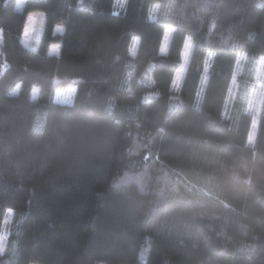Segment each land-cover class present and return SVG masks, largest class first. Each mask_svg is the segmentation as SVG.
I'll return each mask as SVG.
<instances>
[{
	"label": "trees",
	"instance_id": "16d2710c",
	"mask_svg": "<svg viewBox=\"0 0 264 264\" xmlns=\"http://www.w3.org/2000/svg\"><path fill=\"white\" fill-rule=\"evenodd\" d=\"M15 2L0 0V235L12 210L0 264H264V102L253 146L245 103L225 114L238 55L264 53V8L175 0L153 22L155 0L120 12L115 0ZM34 9L46 15L30 49L20 37ZM150 61L154 85L138 79Z\"/></svg>",
	"mask_w": 264,
	"mask_h": 264
},
{
	"label": "clouds",
	"instance_id": "9594fccd",
	"mask_svg": "<svg viewBox=\"0 0 264 264\" xmlns=\"http://www.w3.org/2000/svg\"><path fill=\"white\" fill-rule=\"evenodd\" d=\"M123 4H118L117 7H123ZM255 6L257 8H264V0H255ZM176 7L175 0H155L154 3H152L149 6L148 9V17L150 21L155 22L158 18H169L173 9ZM23 8V4H17V11H21ZM45 12L42 9H34L32 11H29L26 16L25 25L22 32V43L25 47H36V42L39 40L40 35V29L42 28L44 21H45ZM64 25L63 23H57L55 25V32H63ZM171 25L165 26V43L167 42L168 36L172 32ZM2 31V29H0ZM254 34V33H251ZM250 34V35H251ZM188 43L185 44L183 56L187 58L188 55V49L190 47L191 37L187 38ZM140 44V36L133 34L131 37V42L128 48V54L134 59L137 56L138 53V47ZM61 45L59 43L52 44L49 49L48 53L56 54L59 56ZM166 53V47L162 46L159 49V54H165ZM209 58H211V53H209ZM249 59H252L253 61V71H252V77L253 82L249 85V90L246 95H242V99L247 100L248 102V110L253 112L254 114H258L259 112V105L264 102V53L250 58L247 54V52H241L238 55L237 58V74L240 73L243 69L240 64L241 61H248ZM153 67L154 65L150 61L148 65L145 67L144 71L141 73L139 80L146 82L149 85H154L156 83V80L153 76ZM184 65H181L180 71H183ZM207 66L205 67V76L204 79H207ZM134 75V70H130L126 72V80L127 83L132 79ZM180 72L178 71L176 73V78L179 79ZM233 82L235 83V76L233 77ZM131 90L129 86V91ZM76 91L75 87L68 86L65 88L64 91L59 92L58 96L60 97L61 101L63 103H69L72 100V95ZM37 89H33V99L36 98ZM158 94V93H157ZM123 183H129L131 181L125 180L122 181ZM12 210H8V216L5 220V223H8L11 219ZM7 241V234L0 236V255H2L7 247L6 244Z\"/></svg>",
	"mask_w": 264,
	"mask_h": 264
},
{
	"label": "rangeland",
	"instance_id": "374dc122",
	"mask_svg": "<svg viewBox=\"0 0 264 264\" xmlns=\"http://www.w3.org/2000/svg\"><path fill=\"white\" fill-rule=\"evenodd\" d=\"M20 3L23 4V0H16V2H15V8L16 9H17V4H20ZM118 4H123L124 5L125 4V0H115V2H114V11L115 12H120L123 9V7H124V6L123 7H117ZM42 28H43V26H42ZM42 28L40 29V34H41V31H42ZM164 32H165V29H164ZM54 33L58 34L60 32H55V27H54ZM170 35H171V33H170ZM170 35L168 36L167 42L165 43V37H164V33H163V37H162L160 48L162 46H165L166 50H167V46H168V42H169V39H170ZM21 38H22V34H21V37H20V42L24 46V44L22 43ZM39 38H40V35H39ZM187 38L188 37H186L184 39L182 50H181V63L179 65V67L177 68V70L175 71V74L173 76V81H172V84H171V89L173 90V92H176V90L178 89V87H179V85L181 83L184 71H185V69L187 67L189 58H190V53H191V49H192V42H190V47L188 49V55H187L186 61H185V58L183 56L185 44L188 43ZM37 44H38V42H36V47H37ZM36 47L35 48L26 47V48L36 49ZM247 63H251L252 64L251 67H249L248 71L245 68ZM182 64L184 65V68H183V71H180ZM240 64H241L243 70L240 73L237 74V64H236L235 71H234V74H233V77L235 76V83L233 82V78H232L231 85H230L229 92H228V97H227V100H226V112H225V114L226 115L228 114L230 108L233 106V103L236 100L242 101V102L245 103V109L251 115V124H250V128H249L248 136H247V145L253 146L254 141H255L256 132H257L258 121H259V117H260L262 103L259 105L258 114H254L253 112L248 110V102H247V100L241 98L242 95H246L247 94V92L249 90V85L253 82V77H252L253 62L250 61V60L246 61V62L245 61H241ZM206 66L207 65L205 64V67ZM205 67H204L203 73L201 75V85H203L206 82V80H207V79L206 80L204 79ZM207 69H208V66H207ZM178 71L180 72L179 79L176 78V73ZM207 73H208V71H207ZM34 88H36V87H33L31 89V91H30V97L31 98H33V89ZM12 91H13V93H16L17 92V87L14 88ZM36 95H37V93H36ZM5 220H4V223H3V230H2V233H1L0 236L4 235L5 233L7 234V228L9 226V223H10L11 219H10V221L8 223H5Z\"/></svg>",
	"mask_w": 264,
	"mask_h": 264
}]
</instances>
